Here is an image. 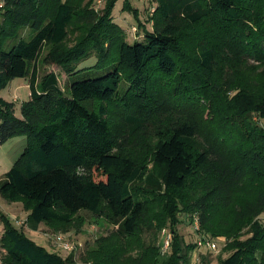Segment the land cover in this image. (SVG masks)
<instances>
[{
  "label": "trees",
  "instance_id": "1",
  "mask_svg": "<svg viewBox=\"0 0 264 264\" xmlns=\"http://www.w3.org/2000/svg\"><path fill=\"white\" fill-rule=\"evenodd\" d=\"M116 1L106 0L101 13L83 0L0 1V92L18 78L30 88L20 117L0 95V145L26 137L0 178V195L23 203L33 231L70 224L81 211L106 218L124 242L112 264H192L196 241L176 230L182 214L197 216L206 235L226 238L231 254L218 264H264V0H151V29L129 8L143 36L134 43L114 21ZM27 28L29 39L21 37ZM73 30L81 34L69 47ZM46 49L43 62L68 77L102 74L68 92L54 73L39 81ZM94 56L95 65L80 68ZM206 107L216 136L198 122ZM145 152L149 171L137 159ZM148 197L158 227L171 221L169 257L155 240L144 244L153 229L145 227ZM0 216L2 264H67ZM245 233L251 237L242 240ZM199 264H212L210 255Z\"/></svg>",
  "mask_w": 264,
  "mask_h": 264
},
{
  "label": "rangeland",
  "instance_id": "2",
  "mask_svg": "<svg viewBox=\"0 0 264 264\" xmlns=\"http://www.w3.org/2000/svg\"><path fill=\"white\" fill-rule=\"evenodd\" d=\"M105 3L106 0H94V2L92 0H83V5L90 4V7L99 13H101L104 9ZM126 6L129 7L126 8ZM131 7L139 12V19L142 24L146 23L147 27L150 29L152 26L150 23H148L150 11L152 12L153 8L151 0L116 1V4L113 8V18L114 21L124 29L128 43H134L137 40L143 39L142 32L138 30L139 23L133 12L129 10ZM133 28L136 29V32L133 30ZM31 32L32 30L29 28L24 29L21 31V37L29 39L30 35H32ZM80 34L81 33H79L77 30H73L66 45L72 47L76 43L77 37ZM137 36H139V38H136ZM47 51L48 50L46 49L38 61L39 81H41L46 75L54 73L59 80L60 87L68 92L70 85L73 82L97 77L102 74L101 71L91 69L68 77L61 66L46 64L43 62V58ZM96 62V57H91L87 61L83 62L80 68L91 67L95 65ZM15 81L23 82V79H15L8 85L6 89L2 90L0 94L8 101H12L13 97V100H17V102L15 101V113L20 117L21 104L23 101L29 99V97L27 98V94L30 92V89H17V91L14 92L13 85H17V82ZM234 94L235 92L230 94L229 97L232 99ZM15 95L20 97L16 98ZM202 104L206 106L204 102ZM195 106L192 108L196 109L197 107ZM198 117V122L201 124L204 133L213 134L214 136L218 134V126L210 127L209 122L212 120V117L209 108L206 107L203 110H200L198 112ZM254 120L258 121L257 118ZM25 146L26 137L24 136L12 138L5 144L0 145V178H2L4 174L10 170L14 162L23 153ZM148 155L149 152L141 153L137 156V159H139V161L143 163L149 171L154 168V163L152 155ZM145 200H149L150 202L146 212L145 227H153V229H148L149 231H145V233L142 234V238L146 246H151L152 242L155 240V245L158 251H160V247L163 243V229L172 232L171 221L168 219L165 225L159 228L158 224L160 223L156 218L157 211L155 209L157 203L155 199L151 200V197L145 198L144 201ZM0 214H5L20 233L31 238L36 243L46 247L48 250L59 254L67 264H112V258H109L110 254L115 250L124 248V242L118 241L117 238V226L111 224L106 218H97L87 211H81L75 215L70 224H42L37 231H33L27 224H25L28 213L24 210L23 203L21 201L8 202L0 195ZM218 217L222 216L217 215V219H214L213 225L219 223L217 222ZM192 218L193 216H191V214H182L180 218L178 217L179 222L176 225V230L177 233L183 237L187 243L195 244L197 234L194 232L193 227L191 226ZM259 221L262 223V225H264V214L259 217ZM3 232L4 227L2 223H0V261L2 257L5 258L7 255L6 249L2 248L1 246ZM203 234L206 235L204 232ZM206 236L212 238L218 244V250L208 252L206 250L195 249L192 254V264H199L201 255L204 254L210 255L212 264H218V257L220 255L222 258H227L231 254L224 252L223 250L227 244L225 237H212L208 234ZM248 237H251V234L245 233L241 239L244 240ZM65 243H72L77 246V249L73 252L66 251L63 249V245ZM131 247L133 250H135L133 254H137V249H139L141 245L137 242H133ZM172 252L173 251L171 249L169 254L166 256L161 255V258L169 257Z\"/></svg>",
  "mask_w": 264,
  "mask_h": 264
},
{
  "label": "built area",
  "instance_id": "3",
  "mask_svg": "<svg viewBox=\"0 0 264 264\" xmlns=\"http://www.w3.org/2000/svg\"><path fill=\"white\" fill-rule=\"evenodd\" d=\"M153 11L154 10H152V12ZM133 30L136 32L135 28H133ZM191 226L193 227L194 232L197 234V239H196V246H197L196 249L197 250L202 249V248H205L209 251L218 250V244L212 238H209L203 234L201 226H200V222L197 216H194L192 218ZM162 237H163V243L160 247V253L162 256H165L169 254L172 249L173 233L167 231L166 229H163ZM63 249L66 251L73 252L74 250L77 249V246L72 243H65L63 245ZM0 264H2L1 261H0Z\"/></svg>",
  "mask_w": 264,
  "mask_h": 264
},
{
  "label": "crops",
  "instance_id": "4",
  "mask_svg": "<svg viewBox=\"0 0 264 264\" xmlns=\"http://www.w3.org/2000/svg\"><path fill=\"white\" fill-rule=\"evenodd\" d=\"M15 82H17L16 84V86L15 85H13V88H14V92H16L17 91V89H28L29 88V81H28V79H23V82L22 81H15ZM15 84V83H14ZM20 85V86H19ZM20 87V88H19ZM30 89V88H29ZM1 93V92H0ZM1 95V94H0ZM25 95V94H24ZM30 96V92L27 94V98ZM15 97L16 98H18V97H20V96H18V95H15ZM4 98V97H3ZM13 99H14V97H13ZM12 99V101H10V102H17V100H13Z\"/></svg>",
  "mask_w": 264,
  "mask_h": 264
}]
</instances>
